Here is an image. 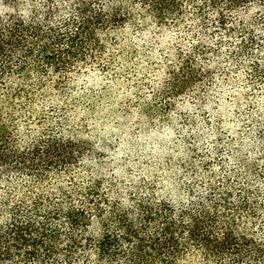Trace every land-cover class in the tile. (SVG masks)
<instances>
[{"label": "trees", "instance_id": "trees-1", "mask_svg": "<svg viewBox=\"0 0 264 264\" xmlns=\"http://www.w3.org/2000/svg\"><path fill=\"white\" fill-rule=\"evenodd\" d=\"M150 24L191 29L162 93L206 104L240 79L242 123L217 127L180 184L142 178L121 198L86 174L54 101L88 63L131 62L121 41ZM0 264H264V0H0Z\"/></svg>", "mask_w": 264, "mask_h": 264}, {"label": "rangeland", "instance_id": "rangeland-1", "mask_svg": "<svg viewBox=\"0 0 264 264\" xmlns=\"http://www.w3.org/2000/svg\"><path fill=\"white\" fill-rule=\"evenodd\" d=\"M190 32L152 24L127 31L121 46L131 62L112 63L109 69L104 63H88L71 73L66 93L54 101L68 103V124L79 129V138L89 145L86 174L100 170L102 178L118 184L116 196L123 198L132 181L150 177L170 190L185 177L183 163L211 151L217 127L224 138L241 129L242 113L233 99V93L240 96L243 91L240 79L236 88L215 84L206 104L197 102V87L174 96L162 93L174 64L167 60L172 44L181 40L189 45Z\"/></svg>", "mask_w": 264, "mask_h": 264}]
</instances>
